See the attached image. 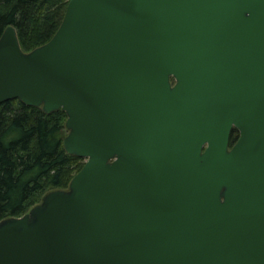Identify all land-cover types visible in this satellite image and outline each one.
I'll return each instance as SVG.
<instances>
[{"label":"water","instance_id":"obj_1","mask_svg":"<svg viewBox=\"0 0 264 264\" xmlns=\"http://www.w3.org/2000/svg\"><path fill=\"white\" fill-rule=\"evenodd\" d=\"M66 5L29 52L3 30L0 103L63 110L83 167L0 264H264V0Z\"/></svg>","mask_w":264,"mask_h":264},{"label":"trees","instance_id":"obj_2","mask_svg":"<svg viewBox=\"0 0 264 264\" xmlns=\"http://www.w3.org/2000/svg\"><path fill=\"white\" fill-rule=\"evenodd\" d=\"M67 2L0 0V36L11 25L23 52L43 45L58 29ZM65 119L61 109L45 112L19 99L0 103V221L26 214L52 190L66 189L83 167L84 158L65 151ZM229 136L231 148L237 129Z\"/></svg>","mask_w":264,"mask_h":264},{"label":"rangeland","instance_id":"obj_3","mask_svg":"<svg viewBox=\"0 0 264 264\" xmlns=\"http://www.w3.org/2000/svg\"><path fill=\"white\" fill-rule=\"evenodd\" d=\"M67 189V188H66Z\"/></svg>","mask_w":264,"mask_h":264}]
</instances>
